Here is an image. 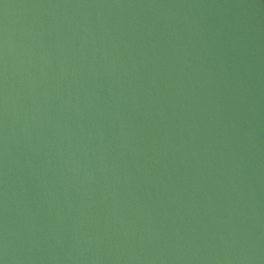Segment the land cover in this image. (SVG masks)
Wrapping results in <instances>:
<instances>
[{
  "label": "water",
  "instance_id": "1",
  "mask_svg": "<svg viewBox=\"0 0 264 264\" xmlns=\"http://www.w3.org/2000/svg\"><path fill=\"white\" fill-rule=\"evenodd\" d=\"M0 264H264V0H0Z\"/></svg>",
  "mask_w": 264,
  "mask_h": 264
}]
</instances>
